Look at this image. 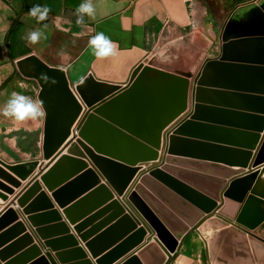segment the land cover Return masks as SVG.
Here are the masks:
<instances>
[{"label": "crops", "instance_id": "0c3cea01", "mask_svg": "<svg viewBox=\"0 0 264 264\" xmlns=\"http://www.w3.org/2000/svg\"><path fill=\"white\" fill-rule=\"evenodd\" d=\"M83 2L85 0H0V107L16 92L39 101L43 113L25 121L0 115V167L20 182L19 186L14 185L0 175V183L12 189V192H6L0 188V193L7 195V199L0 196V216L6 209H12V213L0 222V235L11 230V235L0 249L5 256L3 260L0 259V264H121L131 254H138V250L153 235L151 227L142 217H138L142 224L138 225L137 231L143 229L144 234L137 236L136 241L131 242L130 248L121 255L111 259L110 254H115V249L136 232H132L97 258L86 247L85 240L91 241L126 213L124 211L121 214L116 207L110 206L112 202L119 200L120 206L124 208L122 200L125 195L119 196L113 188H108L110 195L95 192L98 187L106 184L101 174L100 184L93 182L92 177H83L76 188L67 193V198H70L65 203L58 201L53 195L54 191L94 167L84 148L77 143L80 137L76 129L89 107L75 87L88 75L98 81L124 87L141 63L189 76L191 87L187 110L165 128L158 160L136 166L139 170L130 180L125 192L127 194L140 184L139 180L147 169L165 158L168 148L167 132L193 112V79L207 59L220 55L225 27L232 23L235 26L238 19L259 4L260 0H198L194 4L193 18L185 0H91L95 14L93 17L85 16L81 25L76 23L75 10ZM37 4L49 9L44 21H38L29 15V9ZM31 31L42 33L36 44H30L26 40ZM97 32H103L116 44L110 56L97 58L90 47L89 40ZM61 52L63 55H60ZM31 55L38 57L49 67L65 72L72 92L83 106L75 120L77 108L67 93L58 86H53L41 98L42 87L39 81L26 76L20 69L18 63ZM21 66L27 73L32 71L31 63ZM253 78H257L258 85L264 87V74H254ZM239 102L245 106H239L235 97L213 94L209 104L211 108L201 115V120L198 121L200 125L189 127L185 132L187 136L184 139L189 141L179 142L174 150L176 156H172L182 161L167 164L168 172H177L178 179L197 191L212 195L214 191L222 189L218 207L227 199L224 193L231 181L250 171L260 173L258 179L252 181L247 197L252 194L253 189L264 191V162L255 166L264 141V131L260 133L261 140L257 148L247 149L252 147L259 127V120L251 116L261 115L264 100ZM242 107L247 115L230 113L231 110L240 111ZM46 123L58 127L57 132L73 123L71 134L49 159H43ZM209 143L220 146L223 145L221 143H228L230 147H235L232 149L251 151L253 157L249 166L242 168L240 164L245 159L244 153L209 147ZM69 149H75L86 158L69 154ZM63 155L82 159L87 167L69 165L65 178L51 191L42 176ZM169 155L171 154H167ZM225 159L233 165L225 166L215 162ZM220 167L245 171L225 179L227 171ZM118 174L120 178L126 176L122 171ZM34 179L39 181L41 190L32 192L27 200L20 203V195ZM222 181H225L224 187ZM42 192L46 193V199H38ZM92 193L83 207L77 208L79 215L74 219L75 222L70 221L65 211ZM245 206L246 201H231L228 212L238 215ZM248 206L250 220H257L264 212V202ZM210 215L205 214L200 227H191L189 233L180 240L176 253L171 254L165 264H218L211 257L209 240L220 229L209 226L205 232L201 230ZM219 215L222 217L217 216L219 220L232 219L223 213ZM17 226L20 227L19 230ZM240 226L246 228L241 224ZM250 232L252 234L245 233L248 247L241 243L239 236L234 238L230 235L221 246L218 256L227 264H264V221ZM156 237L157 235L153 236V241ZM251 237L254 238L255 247ZM155 255L153 252L146 259L152 263Z\"/></svg>", "mask_w": 264, "mask_h": 264}, {"label": "water", "instance_id": "95a60500", "mask_svg": "<svg viewBox=\"0 0 264 264\" xmlns=\"http://www.w3.org/2000/svg\"><path fill=\"white\" fill-rule=\"evenodd\" d=\"M232 25L233 23L229 24L223 31L220 55L207 59L201 71L193 79V112L180 120L174 129L167 132L168 148L166 156L162 160L163 163L155 164L147 169L139 180L140 184L127 194L125 192L129 182L139 170L136 166L140 163L158 160L165 128L187 110L191 87L189 76L141 63L134 71L130 82L124 87L98 81L91 75L76 85L77 92L89 107L76 129L80 137L77 139V143L84 148L94 167L88 169L79 178L68 182L58 191H54L53 195L58 201L65 203L70 198H67V193L75 189L83 177H92L93 182L100 184L99 174L104 178L106 184L98 187L95 192H106L110 195L108 188H113L119 196L125 195V199L122 200L124 208L120 206L119 200L112 202L110 206L116 207L121 214L124 211L126 213H123L117 222L91 241L85 240L86 247L94 258L103 254L105 250L132 232H136L115 249V254H110L111 259L128 250L131 242L136 241L137 236L144 234L143 229L137 231L138 225L142 224L138 217H142L151 227L153 235L138 250V254H131L121 264H165L171 254L176 253L180 240L189 233L191 227H200L201 219L208 213L211 214V217L206 219L207 223L201 227V230L205 232L209 226L220 229L209 240L211 257L215 263L227 264L218 256V253L230 235L234 238L239 236L241 243H245L248 247L245 233L252 234L250 231L256 229L264 221V212L256 218L257 220H250L248 214V205L264 202V191L253 189L252 194L247 197L252 181L255 182L258 179L259 171H250L240 178L232 180L224 193V197L227 199L220 207L218 206L222 199V189L214 191L212 195H207L178 179L177 172H168L167 164L182 161L173 157L176 156L174 150L177 149L179 142L189 141L184 139V136H187L185 132L189 127L200 125L198 121L201 120V115L211 108L209 104H211L213 94L235 97L238 99L239 106H245L239 100H264V87L258 85L257 78H253L254 74H264V0H260L259 4L254 5L249 12L240 17L235 26ZM24 63H31L32 71L30 73L24 71L21 66ZM18 64L26 76L39 81L42 87L41 98L45 97L50 88L58 86L76 105L74 120L82 112L83 106L72 92L63 70L49 67L34 55ZM237 110H231L230 113L247 115L243 107L240 108V111ZM260 114L251 116L259 120V127L258 133L254 136L255 141L252 147L247 148L249 150L257 148L261 140L260 133L264 131V111ZM72 125L73 123L61 132H57L58 127L46 123L43 159L53 156L57 148L71 134ZM221 144L223 145L209 143L208 146L224 151L244 153L245 159L240 166L242 168L249 166L253 157L251 151H239L232 149L235 147H230L228 143ZM68 152L74 156L86 158L75 149H69ZM167 154L171 155L167 156ZM225 160L215 162L225 164V166L233 165L227 159ZM263 162L264 141L259 149L255 166ZM73 164L87 167L82 159L63 155L42 176V180L49 190L55 189L58 183L65 178L66 168ZM215 166L219 167V165ZM224 169L227 171L225 179L245 171V169L240 171ZM121 171L126 173L125 178L119 177L118 173ZM0 175L8 182L19 186L20 182L5 173L1 167ZM224 184L225 181H222L223 187ZM243 184L245 186H242ZM0 188L6 192H12L10 187L2 183H0ZM40 190L39 181L34 179L20 195L19 202H24L32 192ZM93 193L65 211L70 221L75 222L74 219L79 215L77 208L83 207L82 205ZM0 196L7 199V195L3 193H0ZM46 198L45 192H42L38 197V199ZM230 200L239 203L246 201L242 213L231 215L228 212L231 205ZM11 213L12 209H6L0 216V222ZM219 213H223L235 221L229 218L219 220L217 216L222 218ZM19 228L17 226V230ZM10 235L11 230L0 235V249ZM154 235H157L155 241H153ZM250 240L252 244L255 242L252 237ZM153 252L156 255L154 262L151 263L146 258H149ZM4 258L5 256L0 251V259Z\"/></svg>", "mask_w": 264, "mask_h": 264}, {"label": "clouds", "instance_id": "9594fccd", "mask_svg": "<svg viewBox=\"0 0 264 264\" xmlns=\"http://www.w3.org/2000/svg\"><path fill=\"white\" fill-rule=\"evenodd\" d=\"M48 12L49 9L47 7H42L39 4L29 9V15L36 18L38 21H44L47 18ZM94 14L95 8L91 0H85V2L81 3L75 10V15L77 17L76 23L82 25L85 16L93 17ZM41 36L42 33L40 31H31L27 34L26 40L30 44H36L41 39ZM89 45L93 48L97 58L110 56L116 48V44L103 32H97L95 35L91 36ZM60 55H63V52H61ZM38 114H43L40 102L16 92H13L6 103L0 107V115L16 121L33 119Z\"/></svg>", "mask_w": 264, "mask_h": 264}, {"label": "built area", "instance_id": "2783aa9c", "mask_svg": "<svg viewBox=\"0 0 264 264\" xmlns=\"http://www.w3.org/2000/svg\"><path fill=\"white\" fill-rule=\"evenodd\" d=\"M187 3H188V5H189V10L191 11V17L193 18V16H194V4H195V2L196 1H198V0H185Z\"/></svg>", "mask_w": 264, "mask_h": 264}]
</instances>
